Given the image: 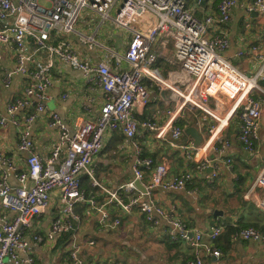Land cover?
I'll return each instance as SVG.
<instances>
[{
    "label": "built area",
    "instance_id": "1",
    "mask_svg": "<svg viewBox=\"0 0 264 264\" xmlns=\"http://www.w3.org/2000/svg\"><path fill=\"white\" fill-rule=\"evenodd\" d=\"M186 3L187 0H0V44L14 47L16 53V66L5 72L4 85L8 87L15 75L31 78L20 97L7 105L9 117L0 112V128L15 127L19 136L18 148L28 153L26 172L14 173L12 181L6 172L0 174V264H40L32 255L33 245H52L59 237L73 231L72 221L78 223L79 220L74 213L78 203H85L100 213L101 229H112L119 224L118 220L109 222V216L101 205L87 198L81 188L83 176L106 194L108 203L115 204L123 214H131L136 209L151 225L165 224V233L170 241L189 242L194 248L201 249L204 255L220 258L218 249L201 242L205 233H192L184 221L153 202L156 189L186 191L194 177L193 172L185 171L168 178L167 166L154 165L152 159L142 157L134 143L133 178L118 190L111 191L95 181L92 168L93 159L102 150L107 133L119 131L128 140L134 138L138 129L134 109L148 105L149 89L152 88L167 91L173 108L166 112L168 119L165 125L159 126L147 119L140 123V127L153 132L156 139L168 138L170 147L186 151L187 159L195 164L197 172L210 168V173L205 176L208 184L218 177L220 159L209 158L205 153L211 144L219 141L220 132L234 115L238 114L240 119L237 139L243 151L251 152L255 148L259 139L262 101L256 100L252 93L264 99V88L259 85V82L264 83V66L252 76L239 72L222 55L229 46L225 34L220 32L208 36L212 27H219L230 20L237 0H220L216 15L208 14L203 19L196 18ZM254 8L263 10L264 0H254ZM84 10L94 13L101 23L110 21L130 35L122 57L127 64L126 70L115 71L105 63L93 64L78 58L66 37L76 33L77 21ZM146 15H151L154 22L145 29H137L135 26ZM52 35L60 39L52 43ZM78 35L89 48L96 44L94 35ZM159 38L170 43L171 57L178 67V71L169 73L167 77L156 67L157 55L153 47ZM251 50L256 52L258 47ZM56 63L80 71L88 81L99 85L104 92V103L95 121L83 122L73 130L52 113L49 125L57 130V140L49 157L43 161L33 151L29 126L35 115L45 108L50 70ZM29 65L32 69L28 68ZM211 104L230 106L220 115ZM24 109H31V112L22 120L17 119L16 114ZM188 109L199 110L213 120L203 145L198 147L179 145L184 129L177 121ZM225 117L226 122L222 125L220 119ZM219 144L222 154L229 142L220 141ZM0 161L8 170L15 171L9 159L0 155ZM222 163L230 169V159ZM144 170L150 171L147 183H143ZM135 182L140 183L143 192ZM54 192L59 196L58 216L50 222L44 235H33L27 239L26 230L31 219L39 217L50 207ZM243 198L254 200L264 213V167ZM8 213L13 215L12 218L7 217ZM225 230V224H219L207 233V237L214 241ZM231 239L264 243V234L248 227L235 231ZM69 258L74 264H97L86 263L80 246L74 241L69 243ZM184 264H204V261L197 255Z\"/></svg>",
    "mask_w": 264,
    "mask_h": 264
},
{
    "label": "crops",
    "instance_id": "2",
    "mask_svg": "<svg viewBox=\"0 0 264 264\" xmlns=\"http://www.w3.org/2000/svg\"><path fill=\"white\" fill-rule=\"evenodd\" d=\"M254 0H237L232 9L230 20L219 27L209 30V37L223 32L228 39L229 46L222 53L239 72L252 76L264 66V8L252 9ZM43 4L46 2L41 1ZM220 0H187V8L198 19L208 14L216 15ZM114 8L111 16L115 15ZM11 22V21H10ZM154 22L151 15H146L135 26L145 29ZM80 35H94L96 44L91 48ZM60 38L52 35L51 42ZM70 41L78 58L82 61L109 65L112 70L127 69L122 59L130 35L114 26L110 21L101 23L99 18L89 10H84L76 24V33L66 37ZM258 47L256 52L251 49ZM156 55V67L164 77L178 71L177 65L171 57V45L159 38L153 47ZM14 47L0 44V112L7 116V105L20 97L23 87L31 80L28 75H15L8 87L4 85L5 72L16 66ZM44 58V57H43ZM32 69L31 66H28ZM264 88V83L259 82ZM66 95L65 98H62ZM257 100H261V117L258 129L259 139L251 152L243 151L237 135L240 119L234 115L226 128L219 134V141L209 146L205 155L209 158L220 159L218 177L215 182L208 184L205 176L210 168L197 172L196 166L186 157V151L172 148L167 139H156L153 132L140 127L144 120L165 125L168 117L167 110L173 108V102L167 91L156 88L149 89V103L145 107L134 109V118L138 123L137 133L128 140L119 132L114 131L104 136V146L93 159L92 168L95 181L111 191L118 190L133 178L132 160L134 156L133 143L139 147L142 157L152 159L154 165L165 164L168 178L177 176L185 171L194 173V177L186 191H169L156 189L153 195L154 204L162 207L175 217L185 222L192 233L199 231L202 243L210 244L221 252L218 259L206 256L201 249L194 248L189 242H171L165 233V224L151 225L136 209L131 214H123L113 203H108V197L88 180L81 186L87 198H92L101 205L109 216V222L118 220L119 224L112 229H101L100 213L88 205L84 208L74 207V213L79 217L72 221L71 238L64 241V235L52 245L36 244L32 247V255L40 264H74L69 258V243L74 241L81 248V254L86 263L97 264H184L197 255L204 264H264V243L244 240H232L231 234L240 228L252 227L264 234V213L257 207L254 200L243 198L249 185L264 167V99L257 93H252ZM104 103V92L94 81L87 78L78 70L56 63L50 70V87L48 100L42 112L35 115L29 126V138L34 146V153L45 161L57 140V130L50 127V116L55 113L69 129L86 122L95 121L100 107ZM215 111L224 114L230 104L215 106ZM31 109L20 110L16 118L22 120ZM226 117L221 118L224 125ZM178 124L184 129L179 145H203L209 126L213 120L199 110H186L178 119ZM193 128L200 136V143L185 133ZM229 142L225 152L220 154L219 142ZM19 136L12 125L0 128V155L9 159L15 168L10 171L0 161V174L7 173L8 179L13 180L14 173L26 172L28 153L19 150ZM231 160V167L222 163ZM143 183L150 179V171L144 170ZM85 178L84 176L82 179ZM82 183V181H81ZM259 194V192H257ZM60 211L57 192L51 195V204L39 217H34L26 230V238L33 235H44L50 222L58 216ZM8 213L7 217L12 218ZM219 224L227 225L216 240L212 241L207 233ZM233 229H231V228ZM230 233V235H229ZM65 243V244H63ZM90 243H93L90 245ZM151 245V246H150ZM154 252L148 255L150 247ZM8 262V261H7ZM7 264H12L8 262Z\"/></svg>",
    "mask_w": 264,
    "mask_h": 264
},
{
    "label": "water",
    "instance_id": "3",
    "mask_svg": "<svg viewBox=\"0 0 264 264\" xmlns=\"http://www.w3.org/2000/svg\"><path fill=\"white\" fill-rule=\"evenodd\" d=\"M185 133L188 134V135H190V136L194 139V141H195L196 144H199V143H200V140H201V139H200V136H199V134L196 132L195 129H193V128H188V129L185 130ZM135 185L137 186V188H138L141 192L144 191V189L140 186V183H139V182H135Z\"/></svg>",
    "mask_w": 264,
    "mask_h": 264
},
{
    "label": "trees",
    "instance_id": "4",
    "mask_svg": "<svg viewBox=\"0 0 264 264\" xmlns=\"http://www.w3.org/2000/svg\"><path fill=\"white\" fill-rule=\"evenodd\" d=\"M85 177V176H84ZM88 178L87 177H85V178H83L82 179V183H81V186H83V183L84 184H87V181L89 180H87ZM76 206H80L81 208H84V207H86L87 205L85 204V203H78V204H76ZM225 227H226V231H227V229H228V227H227V225H225ZM231 228V227H230ZM245 228H248V227H245ZM232 229V228H231ZM240 229H243V228H240ZM255 229V228H254ZM233 230V229H232ZM256 230V229H255ZM258 231V230H257ZM233 233H234V230H233ZM232 233V234H233ZM71 232L69 233V234H66V235H64V241L66 242V241H68L70 238H71ZM231 234V235H232ZM229 235H230V233H229ZM172 242V241H171ZM63 244H65V243H63Z\"/></svg>",
    "mask_w": 264,
    "mask_h": 264
},
{
    "label": "rangeland",
    "instance_id": "5",
    "mask_svg": "<svg viewBox=\"0 0 264 264\" xmlns=\"http://www.w3.org/2000/svg\"><path fill=\"white\" fill-rule=\"evenodd\" d=\"M79 18H80V16H79ZM106 22V21H105ZM108 22V21H107ZM75 29H76V27H75ZM262 162H264V159H263V161ZM151 246V245H150ZM149 246V247H150ZM150 250H148V255H150L152 252H154V250H153V248H149ZM152 251V252H151Z\"/></svg>",
    "mask_w": 264,
    "mask_h": 264
}]
</instances>
